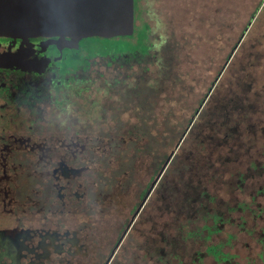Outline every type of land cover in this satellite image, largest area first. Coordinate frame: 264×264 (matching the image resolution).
Here are the masks:
<instances>
[{"label": "rangeland", "instance_id": "rangeland-1", "mask_svg": "<svg viewBox=\"0 0 264 264\" xmlns=\"http://www.w3.org/2000/svg\"><path fill=\"white\" fill-rule=\"evenodd\" d=\"M87 42L142 55L121 69L97 59L104 76L92 72L90 85V97L119 106L105 114L115 127L154 113L151 132L126 145L138 156L173 149L216 82L166 173V209L161 196L145 207L128 236L138 257L123 264H264V0H134L131 35Z\"/></svg>", "mask_w": 264, "mask_h": 264}, {"label": "flooded vegetation", "instance_id": "flooded-vegetation-1", "mask_svg": "<svg viewBox=\"0 0 264 264\" xmlns=\"http://www.w3.org/2000/svg\"><path fill=\"white\" fill-rule=\"evenodd\" d=\"M92 38L0 35V264H123L138 257L128 236L145 207L161 196L166 209V173L216 82L173 149L138 156L126 145L151 132L154 113L131 105L132 123L115 127L105 114L119 106L90 97V85L92 72L104 76L97 59L121 69L141 54L92 53Z\"/></svg>", "mask_w": 264, "mask_h": 264}, {"label": "water", "instance_id": "water-1", "mask_svg": "<svg viewBox=\"0 0 264 264\" xmlns=\"http://www.w3.org/2000/svg\"><path fill=\"white\" fill-rule=\"evenodd\" d=\"M134 30V0H0V35L115 38Z\"/></svg>", "mask_w": 264, "mask_h": 264}]
</instances>
